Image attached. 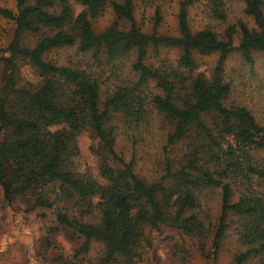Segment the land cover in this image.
<instances>
[{
	"label": "trees",
	"instance_id": "obj_1",
	"mask_svg": "<svg viewBox=\"0 0 264 264\" xmlns=\"http://www.w3.org/2000/svg\"><path fill=\"white\" fill-rule=\"evenodd\" d=\"M237 1L253 27L238 19L221 33L209 24L193 29L195 9L226 22L228 0H176V34L160 31L173 0L0 6V18L13 24L0 46V189L27 213L51 211V236L69 230L82 240L63 264H135L150 235L163 231L193 239L213 259L231 224L246 250L229 264L264 260V125L230 101L225 74L232 53L250 69L264 53V0ZM108 9L114 20L96 29ZM162 48L178 50L177 59L162 58ZM68 49L76 55L51 57ZM211 55L213 67L202 70L201 58ZM125 61L130 75L122 77ZM154 119L169 128L167 155L162 174L148 180L135 153H118L117 138L134 147ZM83 134L96 142L98 176L79 167ZM93 243L102 249L96 257L88 255Z\"/></svg>",
	"mask_w": 264,
	"mask_h": 264
},
{
	"label": "rangeland",
	"instance_id": "obj_2",
	"mask_svg": "<svg viewBox=\"0 0 264 264\" xmlns=\"http://www.w3.org/2000/svg\"><path fill=\"white\" fill-rule=\"evenodd\" d=\"M0 6L15 11L14 0H0ZM228 6L226 22H211L195 9L191 11L190 25L196 29L209 24L216 32L221 33L227 25H232L236 20L241 19L253 27V22L243 14V6L240 2L228 0ZM176 12L177 2L173 0L167 8V18L160 30L162 33L176 34ZM142 16L141 10L137 9L135 18L138 22ZM113 20L114 16L108 9L105 15L97 21L95 27L102 29ZM12 29L11 22L0 18V46H5L9 42ZM58 54V57L53 54L51 57L60 58L59 60L63 61L68 56L76 55L74 49L62 50ZM160 54L162 58L174 62L179 52L173 48H162ZM216 59V55L202 57V70L210 71ZM254 59L255 65L253 69H250L238 52L232 53L226 63L225 74L232 82L230 101L249 108L264 125V53H255ZM129 64L125 61L122 77L130 75ZM23 75L29 79L33 77L28 69L23 72ZM168 129L166 125L154 119L146 130L142 129L137 134V144L134 147L120 134L117 138L118 153H121L126 160H129L132 153H135L138 174L148 180L153 179L162 174L163 158L167 155L164 146ZM78 145L80 169L88 168L95 176H98V158L91 151V147L94 149L97 147L96 142L83 134L78 139ZM238 195L239 192L234 193L233 201H236ZM211 206L215 215L218 197L211 203ZM24 210V205L20 201L7 204L0 189V264H63L59 258L70 260L82 240L69 230L51 236L49 229L54 221L51 211L37 209L27 213ZM150 238L152 245L145 246L142 259L135 264H229L235 255L246 250L239 240L235 224H231L226 230L218 254L213 259L211 256L203 257L193 239L177 232L163 231L160 234H151ZM210 246L211 239L209 238L206 248L209 249ZM101 250L98 243H93L88 255L96 257ZM243 264H264V260L252 258Z\"/></svg>",
	"mask_w": 264,
	"mask_h": 264
}]
</instances>
